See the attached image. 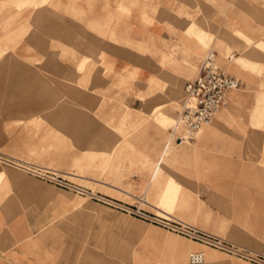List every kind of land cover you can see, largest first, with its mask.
<instances>
[{
    "label": "crops",
    "instance_id": "1",
    "mask_svg": "<svg viewBox=\"0 0 264 264\" xmlns=\"http://www.w3.org/2000/svg\"><path fill=\"white\" fill-rule=\"evenodd\" d=\"M43 6L45 5L40 7V17L37 15L35 20L36 39L31 48L34 53L27 52L30 43L20 44L18 48L20 58L35 60L36 73L49 72L56 75L64 66L67 71L74 68L73 59H63L61 51L73 55L75 51L82 49V56L90 58L91 51L96 50L98 58L106 57L105 62L114 69H123L124 65L133 67L142 55L138 71L142 77L139 76L137 80L142 83L144 91L138 96L145 101V106L155 98L158 101L144 110L124 104L125 108L120 115L121 124L124 121H144L161 102L168 105L164 111H174L176 108L173 105L177 98L171 94L168 77H181L184 86L189 80L186 78L196 70L201 54L219 46L228 54L231 48L229 55L233 53L235 56L228 60V55L226 60L229 61L227 68L234 74L228 72L242 84L238 89L228 91L226 106L205 129L225 135L236 145H264V0H53L50 8ZM192 14L194 20L186 17ZM145 15L150 17L147 23L144 21ZM202 18L210 22V31L203 28ZM220 23L223 25V39L217 37ZM43 31L48 36L45 40L41 38ZM222 42L225 44L222 45ZM216 54L218 58L217 51ZM128 55L131 61H128ZM6 65V74L16 75L21 67L11 63ZM78 66L88 70L90 63L84 62ZM162 96H167L169 100H162ZM73 97L72 109L61 111L65 117L62 123L70 124V127H65L70 129L67 137L72 138L71 142L65 140L66 135H61L57 126L44 125L43 139L59 138L60 143H56L55 149L41 151L36 146L29 145L26 151L35 155L34 160L49 168H74L75 173L66 172L70 174L105 171V180L101 181L103 185L119 189L133 188L132 182L130 186L127 182V174L132 165H137L144 194L156 204L159 209L157 215L194 226L195 220L189 211L192 191L176 177V163L188 153L192 142L188 140L179 143L175 135L168 138V128L172 125H163L152 116L156 124L150 134L152 142L143 150L134 149L133 140L136 137L123 133L121 125L114 126L122 134L119 148L106 150L101 145L93 148L90 146L91 138L102 127L95 120L101 118L89 117L86 112L74 107L79 105L76 98L90 103L91 98L87 99V94L84 96L80 92H74ZM228 104L229 107L224 112L223 109ZM180 106L182 107V103ZM76 111H79V116H75ZM135 111L145 113V118L140 121L135 117ZM83 115H87L88 120L82 123L80 118ZM106 117L111 118L110 114ZM53 120L57 122L58 116ZM183 130L180 126L176 127V132L183 133ZM203 131L204 129L195 132L193 138ZM115 136L112 134L107 137L113 142ZM165 144L168 146L164 152ZM112 151L116 156L110 159ZM121 153L134 156L123 158L120 157ZM16 159L38 165L28 160ZM109 161L116 162L113 173H109L106 168ZM258 173L259 177H264V169H260ZM21 174V177H16L6 168L0 167V264H76L67 248V237H62L53 229L56 204L44 201V191L54 185H43L37 179ZM8 185L16 195H8L2 201L7 192L4 189ZM260 194H264L263 186H260ZM256 208L264 211V202H259ZM149 225L152 228L147 232L145 240H156L160 246V256L155 254L156 264H187L189 255L200 251L205 252L202 264H250L224 256L197 241H187L183 237L164 232L152 223ZM251 243L258 252L264 254V212L260 213L257 235L251 239ZM150 261L144 258L135 264H152ZM78 264L108 263L102 258L95 259L93 263L90 258H84Z\"/></svg>",
    "mask_w": 264,
    "mask_h": 264
},
{
    "label": "rangeland",
    "instance_id": "2",
    "mask_svg": "<svg viewBox=\"0 0 264 264\" xmlns=\"http://www.w3.org/2000/svg\"><path fill=\"white\" fill-rule=\"evenodd\" d=\"M52 3L53 0H0V155L12 160L16 157L44 166L46 167L44 169L48 171L47 174L56 178L60 183L51 179H41L3 163H0V167L6 168L11 175L16 177H21L23 173L37 179L43 185H54L44 191V201H53L56 204L57 210L53 215L56 222L53 229L62 237H67V248L74 256L76 264L82 263L84 258H90L92 263L95 259L102 258L108 264L114 262L135 264L138 260L146 258L150 259L152 264H156L155 254L160 256V246L156 240L151 242L145 240L147 232L152 228L149 223L157 226L156 228H161L164 232L183 237L187 241L191 240L160 223L153 222L162 217L157 215L159 209L156 204L144 194L141 173L137 165H132L127 174V182L129 186L132 182L133 188L120 187L119 189L118 187L116 189L110 185H103L101 182L105 180V171L86 172L82 174L83 176L66 173H75L76 170L71 167L49 168L34 160L35 155L26 149L29 145H34L39 151L51 150L55 149L56 143H60L59 138L43 139L42 127L44 125L57 126L59 133L66 135L65 140L71 142L72 138L67 137L70 129L65 127H70V124L62 123L65 117L61 111L72 109L74 92H80L84 96L87 94V99L91 98L90 103L76 98L79 105H75V108L86 112L89 117L99 116L101 118L95 120L102 127L91 138L90 146L93 148L99 145L106 150L119 148L122 134L114 126L121 125L123 133L126 132L127 135L136 137L133 140L134 149L143 150L152 142L150 134L153 133V127L156 125L152 116H155V119L163 125H172L168 128L170 132L168 138L172 137L171 131L177 122L180 105L184 101L182 79L172 75L168 77L171 94L177 98L173 105L176 108L174 111H164L168 105L161 102L158 104L160 107L157 108V105L153 108L150 116L144 121L142 120L146 114L135 111V117L142 122L124 121L121 124L120 115L125 108L124 104L144 110L158 101L155 98L147 102L145 106V101L138 96L144 91L142 83L137 80L139 76L142 77V74H138L142 55H139L140 58L135 61L136 65L133 67L124 65L123 69H114L105 62L106 57L98 58L96 50L91 51L90 58L82 56V49H78L73 55L61 51L63 59L72 58L75 66L68 71L64 66V69L56 75H51L49 72L36 73L35 60L19 57L20 44L30 43L28 47L30 49L27 52L28 54L34 53V49L31 48L34 47L36 39V16L40 17L39 12L42 5H45L43 8H50ZM186 17L194 20L193 14L186 15ZM148 20L150 17L145 15L144 21L147 23ZM201 20L203 28L210 31L212 29L210 22L205 18ZM222 27L220 23L217 34L220 39H223ZM40 29L39 26V31ZM40 32L39 37H41ZM41 38L44 40L48 38L44 31ZM222 43V45L225 44ZM57 48L56 46V50ZM215 50L218 52V63L234 74L227 68L229 61L226 60L232 49H227L228 54L220 46ZM138 52L141 54L140 50ZM205 53L201 54L196 70L186 80L195 76ZM128 57V61H131L129 55ZM84 62L90 63L88 70L86 67L84 70V67L78 66ZM6 63L21 66L18 73L16 75L6 74ZM163 97L162 100H169L167 96ZM228 107L229 104L223 109L224 112ZM108 114L111 116L110 119L106 117ZM79 115V111L75 113V116ZM87 115L80 118L82 123L88 120ZM57 116L56 122L53 118ZM216 118L215 116L213 122ZM177 133H182V131ZM112 134L116 135L113 142L108 140ZM189 141L193 145L188 153L177 161L178 175L176 177L192 191L193 198L189 204V211L195 220L194 226L229 242L258 251L252 245L251 239L257 235L260 213L264 212L256 208L259 202H264V194H260V186L264 189V177H259L258 173L260 169H264V145L261 147L257 144L236 145L225 135L209 129H204L203 133L195 135ZM49 142L53 145L49 146ZM114 142L116 144H113ZM166 144L163 147L164 152L167 150L168 145ZM45 154L48 155V153ZM114 156L116 155L112 151L109 157L112 159ZM130 156L134 155L120 154L123 158ZM115 165V161L107 163L106 168L109 173L114 172ZM64 183L82 188L85 193L79 194L64 187ZM108 183L111 184L110 181ZM4 191L6 193L2 201L8 195H16L9 185ZM91 192L92 194H89ZM207 247L232 259L254 264L218 249ZM187 264L190 263L187 262Z\"/></svg>",
    "mask_w": 264,
    "mask_h": 264
},
{
    "label": "built area",
    "instance_id": "3",
    "mask_svg": "<svg viewBox=\"0 0 264 264\" xmlns=\"http://www.w3.org/2000/svg\"><path fill=\"white\" fill-rule=\"evenodd\" d=\"M234 56L235 55L232 53V55L228 56V60H232ZM241 84L238 78L230 74L218 63L216 51L214 49H209L202 58L195 76L184 83V101L178 113L176 124V126L182 127L184 132L177 133L176 129L173 128L171 132L175 135L176 140H178L179 143L191 140L195 132L211 123L217 112L226 106L228 91L238 89ZM0 157L3 156L0 155ZM31 174L41 179L57 181L56 178L53 179L54 177H50L47 173H44L47 174L46 176L40 173ZM58 182L60 183V181L56 183ZM158 220H162V222ZM157 221L168 229L184 235L191 240L250 261L254 264H264L263 253L229 242L192 225L182 224L175 220L163 218L153 220V222ZM203 260L204 257L199 252L191 253L189 256V261L192 264H199L203 262Z\"/></svg>",
    "mask_w": 264,
    "mask_h": 264
},
{
    "label": "bare ground",
    "instance_id": "4",
    "mask_svg": "<svg viewBox=\"0 0 264 264\" xmlns=\"http://www.w3.org/2000/svg\"><path fill=\"white\" fill-rule=\"evenodd\" d=\"M209 50V49H208ZM207 50V51H208ZM206 51V52H207ZM158 107H160V105H158L157 106V108ZM221 111V109L217 112V114L219 113ZM217 114L215 115V116H217ZM214 120V119H213ZM213 120H212V122H213ZM211 122V123H212ZM211 123H209L208 125H206V126H203L200 130H198V131H202L203 129H205L206 127H208ZM176 124H177V122H175V124H174V128L176 129ZM187 142V141H186ZM12 158V157H11ZM0 163H3V164H6V165H10V166H13V167H15V168H17V169H19V170H21V171H23L24 173H27V174H31V173H40L41 175H43V176H46L47 174H44V173H47L48 171L46 170V169H44V168H46V167H44V166H40V165H36V164H33V163H28V162H24V161H21V160H19V159H16V158H13V160L12 159H9V158H6V157H0ZM38 166V167H37ZM48 168V167H47ZM55 174V173H54ZM32 175V174H31ZM67 176V175H66ZM48 177V176H47ZM51 177V176H50ZM68 177V176H67ZM53 179H55V178H53ZM64 187H67V188H69V189H71V190H74V191H76L77 193H79V194H84L85 193V191L82 189V188H79V187H77V186H74V185H71V184H69V183H64V185H63ZM117 189V188H116ZM89 194H92V192L91 193H89ZM159 222H162V220H158ZM158 221H157V223H158ZM173 231V230H172ZM175 232V231H174ZM179 234V233H178ZM181 235V234H180ZM191 240V239H190ZM194 241V240H193ZM194 253H196V252H194ZM199 253H201L202 255H203V257H204V260H203V262H201V263H199V264H202V263H204V261H205V254H204V252H202V251H200ZM190 256V255H189ZM188 262L190 263V264H192L190 261H189V258H188Z\"/></svg>",
    "mask_w": 264,
    "mask_h": 264
}]
</instances>
